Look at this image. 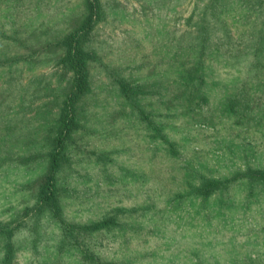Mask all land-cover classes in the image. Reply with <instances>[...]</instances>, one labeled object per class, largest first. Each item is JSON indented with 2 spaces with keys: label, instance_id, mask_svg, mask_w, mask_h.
I'll return each instance as SVG.
<instances>
[{
  "label": "rangeland",
  "instance_id": "rangeland-1",
  "mask_svg": "<svg viewBox=\"0 0 264 264\" xmlns=\"http://www.w3.org/2000/svg\"><path fill=\"white\" fill-rule=\"evenodd\" d=\"M88 1L0 0V224L16 228L0 264L8 241L13 264H264V0H99L56 186L67 223L117 224L65 237L48 212L25 218ZM203 179L229 182L203 197Z\"/></svg>",
  "mask_w": 264,
  "mask_h": 264
},
{
  "label": "trees",
  "instance_id": "trees-1",
  "mask_svg": "<svg viewBox=\"0 0 264 264\" xmlns=\"http://www.w3.org/2000/svg\"><path fill=\"white\" fill-rule=\"evenodd\" d=\"M101 12L102 5L99 0L88 1V14L86 15L85 21L75 33L66 37L62 42L64 48L62 64L69 68L73 73L70 95L67 107L64 109V113L61 116V123L58 131L59 136L54 140L55 149L51 155L49 168L39 184L38 192L36 194V205L34 209H26L24 211L25 218L30 216V212H34L35 216H41V214L48 212L60 225L64 231L65 237H70L71 235L75 236V234L79 233L78 229H82L83 232H85L105 226L111 227L117 224L114 221L115 217L111 219L107 218L103 222L88 226L67 223L63 209L61 208L62 204L56 186L57 172L61 165V159H63L62 151L67 144V140L70 139L71 132L74 127L77 126L74 119V112L77 109L76 104L81 97L88 93L89 90V64L94 58V54L90 50V46L88 47V41L93 32L94 25L100 19ZM119 82L123 87L126 97L135 102V99L133 98L136 95H132V91L135 92V90L127 84L125 80H120ZM251 174L252 178L258 177L259 179H264V170H252ZM202 182L203 183H201L198 188L194 187L193 191L203 197H208L221 190L224 184L229 181L203 179ZM22 225L23 223H19V226ZM14 230H16V228H11L8 225L3 227V225L0 224V236H5L7 239L10 238L11 241H13ZM5 248L6 255L3 264H13L14 245H11L8 241Z\"/></svg>",
  "mask_w": 264,
  "mask_h": 264
}]
</instances>
